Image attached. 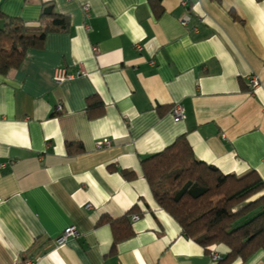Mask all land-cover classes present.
Listing matches in <instances>:
<instances>
[{"label":"crops","instance_id":"0c3cea01","mask_svg":"<svg viewBox=\"0 0 264 264\" xmlns=\"http://www.w3.org/2000/svg\"><path fill=\"white\" fill-rule=\"evenodd\" d=\"M185 1L160 0L157 12L150 0H0V28L7 18L40 23L50 2L68 20L0 74V264L31 256L35 264H217L225 256L218 244L214 261L181 233L140 159L184 135L198 160L264 180V0ZM59 67L71 76L57 82ZM250 75L260 80L252 91ZM177 103L182 119L170 112ZM104 138L110 146L96 147ZM103 216L128 222L132 234L113 246ZM70 226L79 235L56 242ZM244 264H264V252Z\"/></svg>","mask_w":264,"mask_h":264},{"label":"trees","instance_id":"16d2710c","mask_svg":"<svg viewBox=\"0 0 264 264\" xmlns=\"http://www.w3.org/2000/svg\"><path fill=\"white\" fill-rule=\"evenodd\" d=\"M150 1L160 12V0ZM40 20L37 24L5 20L0 28V74L20 66L26 51L41 47L48 33L68 27L67 18L52 2L42 5ZM140 166L156 203L178 223L185 237L207 251L218 244L227 248L217 264L236 258L244 264L255 253L264 252V194H259L264 190V180L255 170L239 176L224 174L198 160L184 135L141 158ZM123 172L128 178L135 176L134 171ZM103 222L112 226L113 246L133 232L123 219L103 216L98 223Z\"/></svg>","mask_w":264,"mask_h":264},{"label":"built area","instance_id":"2783aa9c","mask_svg":"<svg viewBox=\"0 0 264 264\" xmlns=\"http://www.w3.org/2000/svg\"><path fill=\"white\" fill-rule=\"evenodd\" d=\"M182 4H186L185 0H182ZM83 9L85 12L88 11V5H84ZM138 48H140V46H137ZM71 75H69L68 73H66L65 69L62 67H59L55 70L54 73V79L57 82H60L68 77H70ZM260 84V80L256 75H250L248 77V86L249 89L252 91L253 89H255L258 85ZM56 111L57 112H61L62 111V106L59 104L56 107ZM171 114L178 119H182L184 118V110L181 104L177 103L175 105L172 106L171 110H170ZM111 142L109 139L104 138L101 139L99 141L96 142V147H102V146H110ZM86 209L91 208V205L89 203H87L85 205ZM132 218L136 219L137 216H132ZM79 235L78 230L74 227V226H70L67 227L62 233L61 235H59V237H57L56 242L58 243H63L65 242L68 238L70 237H77ZM210 256L214 261H217L221 258V256L216 253L214 250H210ZM38 257L34 256V257H23L22 259L18 260L16 264H35L37 261Z\"/></svg>","mask_w":264,"mask_h":264}]
</instances>
